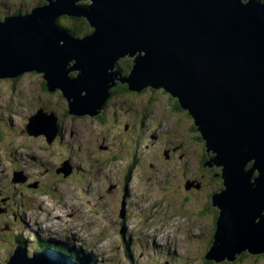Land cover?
Wrapping results in <instances>:
<instances>
[{"label":"water","instance_id":"water-1","mask_svg":"<svg viewBox=\"0 0 264 264\" xmlns=\"http://www.w3.org/2000/svg\"><path fill=\"white\" fill-rule=\"evenodd\" d=\"M46 1L28 16L0 22V79L42 73L49 91L59 89L71 114L83 117L101 112L115 81L135 91L163 88L216 154L209 161L224 167L226 187L214 199L220 217L207 259L263 253L264 224L256 221L264 210V2ZM61 17L85 18L94 32L77 39L58 25ZM125 56L133 70L122 78L112 73ZM35 118L28 133L53 132V143L54 124L46 120L44 129ZM8 264L74 263L50 250L29 258L18 249Z\"/></svg>","mask_w":264,"mask_h":264},{"label":"rangeland","instance_id":"rangeland-1","mask_svg":"<svg viewBox=\"0 0 264 264\" xmlns=\"http://www.w3.org/2000/svg\"><path fill=\"white\" fill-rule=\"evenodd\" d=\"M37 1L38 0H0V11L2 10V12L0 13V18H3L7 13L12 14L17 8H24L25 12H28L27 14H31L33 12L32 9L35 8L37 5ZM85 2L86 1H83L82 3L84 4ZM79 4H81V2ZM7 10H11V12H7ZM85 25L84 27H86ZM87 25L89 26L88 30L90 31L91 26L89 25L88 21ZM67 31L71 35V31L69 29H67ZM91 31L93 30L91 29ZM122 59L127 60V62L125 60V63L130 64L131 62L133 64V59L129 56H125ZM131 73H129V75L121 73L119 74V76H121L122 78H127L131 75ZM30 74L32 73H25L19 76L18 78H20V80L16 83V85L12 80L9 79L0 80V113L10 119L9 124H14V128L11 129L14 131H7V134H4L6 136V139L0 145V187L4 186L7 189L11 188L8 187V184L5 181L6 172L4 171L10 168L13 171V169L16 168V164L14 161H21V159H24L22 156V152H18L16 148L17 145L20 148V151H22L24 148L31 147L30 149L28 148L29 151L32 152L30 155H38L37 157H41L44 161L49 160L52 163L57 162L56 158L58 157L57 153L59 152V150L63 148L65 149V147H62V144L60 143L56 144L55 147H53V140L51 139L54 135L53 132H51V134L49 133L48 135L51 137H47L46 135L29 134L27 131V127H30L32 125L31 120L33 118L39 116L41 119L51 122L55 126L56 133L63 132V130H65L64 132H66L67 122L68 124H71L77 129V134L75 138L78 139L81 138L83 135L86 136L82 139L90 141L91 148H88L86 145H83L80 148L75 147L72 150L67 148L65 149L67 153L61 157L66 159L69 158V160H71L73 164L77 166L76 177L85 178L84 175H86L87 178L91 180L92 178L97 177V175L93 177V154L95 155L96 153H98L102 157L103 154H105L106 152L108 153V156H105L110 157L111 159H118L119 156L121 157V146L126 145L128 147L131 144L128 143L129 138L131 137V135L133 138V135L135 133V127L133 125L137 118V113L139 109L138 106H143L144 108L150 111L152 109L151 107H155L158 109L156 115L161 116L165 122L169 121L173 125H176L180 130L179 141L176 146L177 151L174 152V150H172L170 153H167L166 156L164 152H162V156L164 159H170L172 161L169 162V160H167L166 162V164H168L167 170H165V172H167L166 176L162 174L163 172L158 174L156 173L157 177L153 181L151 180L148 182L147 190H145V184L141 182V193L140 191L137 192V178L135 176V172H133V176L130 180L129 185L132 188L135 197L138 198L135 199V201L140 204V207L139 211L135 212L132 215V220H136V217L139 216L141 213H143V215L144 213L152 214L151 216H154L156 213L157 218L159 217L163 220V222L158 225H154L151 229H147V233H149L151 236H153L155 233L164 234L169 228L174 230L175 233L180 236V238H183L184 235L186 237L185 240H179L177 242L171 243L170 248H175L176 250L180 251L182 255L185 256V258L181 261L183 264H185V259L187 260L188 264H201L200 258L202 256V253L206 250L205 244L213 228L211 224L214 225L215 220L211 215H200V204L197 203L201 202L200 190L195 191L196 193L194 192L192 196L197 195V197L193 198L190 202L188 201V203L184 201L182 202L175 195V190L182 184H178L176 180H174L175 175L173 173L175 171L173 170V166L171 164L174 162L175 159L176 167L184 163L187 164L185 173L189 178L190 176H192L190 175L192 172L191 168L189 167L191 163H188V160L190 161V157L187 160L189 146L192 145L199 155H201V153L203 152V146L206 147L205 143L199 142V140L197 141L199 144H192V139H194V137H196L199 133L196 130L195 122L192 116L189 117V112L181 109L177 110L176 104L173 103H178V101L175 98H171V100L169 101V94L166 93L163 88L153 90V87H146L136 92H123L118 90H111L117 85L118 82H120L115 81V85L110 87L108 90L109 96L107 97L105 105H107L108 103L110 105L111 111L110 118L107 117L106 121H104V125H98L97 121L95 120L96 116L91 117L88 114L84 116L86 117L85 119L75 120L72 117H76L75 115H66V112L69 111V103L68 101H66L67 99L63 97V93L60 92V90L58 89L57 91L45 94L46 97L41 96L42 93H45L46 91H42L43 89L40 85L39 78L42 76L44 77V75L42 73H37V75L35 76H32ZM78 74V71H72L69 76L77 78ZM59 96L60 100H57L56 98H58ZM112 96H114V99H111ZM40 101L41 103H39ZM49 101H51L52 104L49 105ZM113 110L115 111L114 113ZM133 112H135L134 117ZM53 117H55L57 122H59L61 125L59 124V126H57ZM113 123H115L114 128L110 126ZM127 129L130 132L126 131ZM149 129H151L150 125ZM63 136L64 142H71L74 140H71V138L73 137L70 138V133H65ZM89 137H92L94 139V141L96 142L95 145L92 139ZM103 139H109L107 141L109 142L111 149L113 150L112 152L105 148L108 144L107 142L99 143L100 140L104 141ZM13 143H15L16 145H13ZM179 143L181 144V149H178ZM159 151L161 152V149H159ZM181 154L183 155V159H178ZM194 157L197 160V156ZM215 157V153H210V159H213ZM218 168L221 169V171L223 172L222 166H218ZM37 170L39 171V169L33 167L31 171V174L34 175L33 177L38 176ZM62 170L63 172H66L64 169ZM88 170L91 171L89 172ZM161 170L164 171L163 167H161ZM222 172H218L216 176L217 178L223 181ZM256 173L258 174L257 171H255V174ZM148 175H151L150 171H148ZM258 176L259 175H257V177ZM105 177L107 178V175L100 174V181H102V179ZM87 178L84 179L82 183L85 184ZM164 179H167V183H163ZM198 181V177H195L191 180V182H193L194 184ZM113 184L115 185V182L112 183V185ZM66 185L68 190L66 191L67 193H65L67 194V198L64 202V205H59V201H56L57 203H55L54 201L50 200L53 199V196L56 197V194H53L52 196V193L44 194L40 192V195H32V208H29V213L27 214V216H30L31 219L29 221H26V219L22 217L23 226L15 224L14 229H12L11 231L7 230L6 225L11 223L13 219V211L17 210V206L11 205L7 208L5 212H0V264L9 263L8 254L12 248L11 244L13 243L9 239H7L9 235H17V232L15 231H19L18 233H22L26 235L29 239H32L33 235L30 234L29 231L31 229H38L40 226L39 225L37 227L39 221H41L44 225L46 223L44 220L45 218L42 216V211H44V209H48L50 206L54 205L64 207L75 204L77 206L78 200L75 199L76 194L74 192L75 187L72 186L73 183ZM153 187H155V189ZM56 189L60 191L66 190L64 188ZM12 191L13 189L9 191V194L11 196L13 194ZM78 191L80 193L82 192L80 186L78 188ZM210 191L213 192L212 186L206 187V191L204 192L206 193ZM108 193L110 201L112 199L114 201L116 199L115 187L111 186V189L108 190ZM54 199L57 200L59 198ZM87 199L91 200V198ZM83 202H85V200H83ZM98 203L99 205H103L106 202L98 201ZM152 204L156 205L152 206ZM117 209L118 206H115L113 208L114 211ZM113 210L111 211L110 216L114 215ZM57 214L58 212L53 211L52 219L55 218ZM261 216H264V214H262ZM104 222L107 223V221ZM133 222V225H135V221ZM138 223H140L139 220ZM138 226H141V224ZM105 227L106 224H98L97 220H94L93 233H97L100 229ZM140 229L142 230L143 228L141 227ZM201 234L203 235L202 240L199 239V235ZM145 240L150 242V240H148L146 237ZM134 251L138 253L141 250L138 246H136L134 247ZM152 252L153 250L150 249L148 254L146 255L152 256ZM161 253L162 251L159 250L157 257H161ZM145 260L146 258L142 260L141 264ZM128 264L131 263L128 262ZM242 264H264V255L256 254L254 256H249L244 260V263Z\"/></svg>","mask_w":264,"mask_h":264},{"label":"flooded vegetation","instance_id":"flooded-vegetation-1","mask_svg":"<svg viewBox=\"0 0 264 264\" xmlns=\"http://www.w3.org/2000/svg\"><path fill=\"white\" fill-rule=\"evenodd\" d=\"M119 60H123L125 62L126 59H122L121 58ZM126 62H127V60H126ZM115 70H117L118 74L122 73L121 69L118 68L116 65H115ZM40 85L42 86V88L44 90V83L42 81H41ZM171 98L172 97L169 95L168 96V100L170 101ZM111 99H114V96H112ZM173 104H176L177 110H180L178 108V104L177 103H173ZM106 106H107V111H105V109L102 111V114H104V116H105L104 119H103L104 121H106L107 117L110 118V111H111L110 105L107 104ZM109 108H110V110H108ZM138 108L139 109H138V113H137V118H136V121H135V123L133 125L135 127V133L133 135V138H132V135H131V137L129 138V142H128V143H131V144L128 147L126 145H124L123 148H122V151H128L130 153L132 151L136 155V158L139 155H141L143 149H147L149 147V145H148V138L149 137H150L151 142H154L152 134L149 133V136H148V133H147V124H148L149 114L158 116V115H156V112H157L158 109L155 108V107H151L152 108L151 111L146 109V108H144L143 106L142 107L138 106ZM153 111H154V114H153ZM114 112L115 111L113 110V113ZM180 112H183V111H180ZM66 114L68 115V111L66 112ZM134 116H135V112H133V117ZM143 118H144V120H143ZM96 121H97L98 125H100V124L104 125V122L99 121L98 119ZM59 124L60 123L58 122L56 125L58 126ZM110 126H112L114 128L115 127V123H113ZM126 131L130 132L128 129ZM105 140H109V139H105ZM74 144H75V142H74ZM192 144H196L195 137H194V139H192ZM13 145H16V144L13 143ZM75 147H77V145H75ZM16 148H17V150L20 149L18 147V145H17ZM28 148L29 147L24 148L23 150L26 151V152H29L31 154L32 152L29 151V149L31 147L29 149ZM189 148H194V147L191 145V146H189ZM57 154H58L57 155L58 156L57 162L52 163L49 160H45L46 161V168H45V161L44 160L41 161L38 164L35 163L32 166V168L30 169L29 173L25 171L26 172V176H23V178L25 180H23L19 184L12 185L10 183L12 181L13 174H15V173H22L23 174L24 170H26V169L15 168V169H13V171L11 170V168L8 169V170L6 169L4 171V172H6L5 181L8 184V187H11V188L7 189L4 186L0 187V204H1V206H2V202H4L5 200L8 201V202L9 201L13 202L14 200L16 201V199L18 198L20 200L21 209L25 210V212H26V209L31 208V205H32L31 197H32V195H36V194L40 195L41 194L40 192L42 191V185L43 184L45 186L47 184L50 192L52 193V196H53V194H56V197L55 196H53V197L54 198H59V199L56 200V201H59V205H64V202L66 201V198H67L66 197L67 194H65V193H67L66 191L68 190L66 184H71L72 180H71V177H69L70 171L65 167L64 163L61 162V159H62L61 156H64L65 153H61V150H59V152ZM35 156L33 157V159L37 160V158ZM16 162H17V160H16ZM140 164L142 165L144 163L140 162ZM33 167L39 169V171L37 170L38 171V176H36V177H33L34 175L31 174V171H32ZM201 167H204V165H202ZM62 169H64L67 172H63ZM60 170L62 171V173H60ZM68 172H69V174H68ZM97 178L98 177H96L94 180H96ZM77 183L78 184L80 183V179H77ZM212 183H213V179H211V178L208 179V180L206 179L205 183L203 184V188L206 189V187L211 186ZM56 188H64L66 190L60 191V190H57ZM11 189H13L12 196L9 194V191ZM184 190H185V193H186V189H184L183 187H179V189H178V191H180V192H183ZM33 191L35 193H32ZM75 199L78 200L76 195H75ZM35 202H37V201H35ZM64 207L68 208L69 210H73L76 207V205L72 204L71 206L69 205V206H64ZM121 208L122 207H120V208L118 207V209L115 210V211L119 212ZM18 213H19V211L17 209L16 215H18ZM13 220H14V222L17 221V218L14 215H13ZM42 227H43V225H40L39 226V230ZM49 241H50V246H52V244L54 246L57 245V242H55L53 240H49Z\"/></svg>","mask_w":264,"mask_h":264},{"label":"trees","instance_id":"trees-1","mask_svg":"<svg viewBox=\"0 0 264 264\" xmlns=\"http://www.w3.org/2000/svg\"><path fill=\"white\" fill-rule=\"evenodd\" d=\"M261 1L264 2V0H261ZM45 4H47V1L46 0H38L37 1V5L40 6V7L44 6ZM84 4H88L89 5L90 2L87 1ZM21 9L19 8L18 9V12L16 11V13H18L19 15H27L28 12L26 13L24 8L22 10ZM9 11H11V10H9ZM9 11L7 10V12H9ZM58 25L61 26V27H62V25H64V27L66 29H69L71 31V33L75 36V38H79V37L80 38H85V37L91 35L94 32V29L92 27H90V31L88 30L89 29V26L87 25V21L84 20V19H78V18H72V17L71 18L70 17H61L58 20ZM84 25L86 27H84ZM91 29L93 31H91ZM116 66L121 69L122 74L125 73L127 75H129V73H131L132 68H133V64L131 62H130V64H128V63H125L123 60H118L117 63H116ZM30 75L35 76V75H37V73L36 72H33ZM71 76H73V75H71ZM39 79L44 83V90L43 91H46L45 93H42L41 96L46 97L45 94L50 93L49 90H48L46 81H44L43 77H40ZM18 80H20V78H16L14 80V83H16ZM111 90H118V91H123V92H130V91L136 92L135 90L131 89V87L128 84H122L121 82H118L117 85L114 88H112ZM50 104H51V101H49V105ZM178 108L181 109L180 103H178ZM104 109H105V111H107V106L106 105L104 106ZM108 110H110V108ZM102 111L103 110H101V112ZM101 112L96 116L95 119L96 120L98 119L99 121L104 122L103 119H104L105 116ZM68 113L71 114L70 113V110L68 111ZM75 116L76 117L72 116L75 120H82V119H85L86 118V117H83V116H77V115H75ZM100 116H102V117H100ZM9 123H10V119L8 117H6V116H3L1 114L0 115V133H1L0 140L2 139L1 138L2 135L3 134H7V131H9V129H11ZM196 130H197V128H196ZM195 140H196V143H197L198 140L204 142L203 139H202V137L200 136V133L197 134V136L195 137ZM121 148H123V146H121ZM207 155H208L207 154V149L205 148L204 156H203V160H204L203 164H204V166L206 165V163L208 164L209 156H207ZM122 156L123 157H121V158L119 157V158L121 160H123V161H128L129 158H130V156H128L127 154L126 155H123L122 154ZM135 161L137 162V160H135ZM138 162H139V160H138ZM251 166H252V164H249L247 166V169H249ZM204 170H205V174H206V179L207 180L211 178V179H213L215 181V184L216 185L218 183L217 188L223 187V183H222L221 179L217 178V176H216V174L218 172H220V170H218L216 167H206V168H204ZM183 192H180L178 190L175 191V195L182 202L184 201V202L188 203V201H191L193 198L197 197V195H195V196H189L188 195L189 193H188L187 190H186V193H185V190ZM207 196L204 197V198L201 197V202H197L198 204L201 203V206L199 207L200 208V213H201L200 215L208 214V215H212L213 217L216 216V220H217V219H219V211L213 206V200H212V198L209 197V195H207ZM4 202H2L3 209L4 208L7 209L9 206L13 205L11 201L7 202L5 200ZM211 226L213 227V230L211 231V233H212V242H211V245H213V242L215 241L214 232L217 231V227H214L213 224H211ZM7 239L12 240L15 244L24 242L23 238L20 235H17V236H14V235L13 236H10L9 235L7 237ZM52 246H54V245L52 244ZM52 246H50L51 249L54 248ZM261 255H264V252ZM207 256H208V250H207V247H206L205 252L202 253V256L200 258L201 264H242V263H244V260L247 257L254 256V255H251L249 252L246 251V252L242 253L241 255H237L233 261L224 260V261H221V262H216V261H213V260H209V259H207Z\"/></svg>","mask_w":264,"mask_h":264},{"label":"bare ground","instance_id":"bare-ground-1","mask_svg":"<svg viewBox=\"0 0 264 264\" xmlns=\"http://www.w3.org/2000/svg\"><path fill=\"white\" fill-rule=\"evenodd\" d=\"M72 18H78V19H84L85 20V18H82V17H72ZM30 73H33V72H30ZM18 78V77H17ZM16 78H13V79H9V80H12L13 82H14V80H15ZM0 80H8V79H0ZM19 81V80H18ZM40 83H41V80H40ZM15 85H16V83H14ZM42 87V86H41ZM43 89V88H42ZM49 90V89H48ZM43 91V90H42ZM50 92V91H49ZM179 103V102H178ZM177 103V104H178ZM181 105V104H180ZM181 109L182 110H184L183 108H182V106H181ZM55 120H56V118L55 117H53ZM34 119H36V118H34ZM33 120V119H32ZM143 120H144V118H143ZM41 122H42V124H41V127L42 128H44V129H48V126H47V124L45 123L46 122V120H43V119H41ZM55 123L57 124L58 122H57V120L55 121ZM35 124H37V120L35 121ZM40 124V123H39ZM38 124V125H39ZM14 125V124H13ZM59 126V125H58ZM195 126H196V124H195ZM197 127V126H196ZM147 129H149V127H148V125H147ZM149 132H150V130H149ZM0 135H1V133H0ZM200 136H202L201 134H200ZM2 139L0 140V145L2 144V142L6 139V136L3 134L2 135V137H1ZM17 147V146H16ZM18 152L19 153H21L22 152V156H23V158L24 159H21V161H18L17 160V162L16 161H14L15 162V164H16V168H23V169H26V170H24V173L22 174V173H15V174H13V178H12V181L10 182L12 185H14V184H19V183H21L23 180H25L24 178H23V176H26V172H28L29 173V171H30V169L32 168V166L36 163V164H38V162H41V161H43V159L41 158V157H37L38 155H36L35 157L37 158V160H34L33 159V157L34 156H32V155H30V153L29 152H26V151H24V150H22V151H20L19 149H18ZM12 154V153H11ZM212 154H214L213 152H212ZM13 155V154H12ZM249 164H252V163H249ZM248 164V165H249ZM40 166V165H39ZM26 171V172H25ZM62 171L60 170V173H61ZM220 193V192H219ZM218 193V194H219ZM219 210V209H218ZM219 212H220V210H219ZM219 217H220V214H219ZM50 230L49 229V227L48 226H46V225H43V227L40 229V230ZM48 238H49V240H53V241H55V242H57V239L54 237V235L52 234V233H48ZM52 247H54L55 248V246H52ZM9 257V256H8Z\"/></svg>","mask_w":264,"mask_h":264},{"label":"clouds","instance_id":"clouds-1","mask_svg":"<svg viewBox=\"0 0 264 264\" xmlns=\"http://www.w3.org/2000/svg\"><path fill=\"white\" fill-rule=\"evenodd\" d=\"M86 20V19H85ZM87 21V20H86ZM67 30V29H66ZM71 35H73L72 33H71ZM74 36V35H73ZM75 37V36H74ZM78 39V38H77ZM79 39H82V38H79ZM117 63V62H116ZM159 89H162V88H159ZM153 90H158V89H155V88H153Z\"/></svg>","mask_w":264,"mask_h":264}]
</instances>
